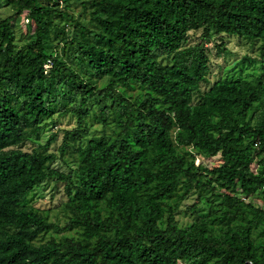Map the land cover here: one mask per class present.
Here are the masks:
<instances>
[{
    "label": "trees",
    "instance_id": "trees-1",
    "mask_svg": "<svg viewBox=\"0 0 264 264\" xmlns=\"http://www.w3.org/2000/svg\"><path fill=\"white\" fill-rule=\"evenodd\" d=\"M7 2L15 13L0 21V264H264V73L202 90L212 34L259 42L264 55V0ZM23 14L30 30L17 49L13 22ZM193 31L201 41L187 46ZM57 112L77 123L62 147L76 155L69 172L21 148ZM94 122L103 134L87 138ZM48 179L65 185L63 227L27 204ZM197 191L214 205L180 227L177 213Z\"/></svg>",
    "mask_w": 264,
    "mask_h": 264
},
{
    "label": "rangeland",
    "instance_id": "rangeland-1",
    "mask_svg": "<svg viewBox=\"0 0 264 264\" xmlns=\"http://www.w3.org/2000/svg\"><path fill=\"white\" fill-rule=\"evenodd\" d=\"M74 16L83 24L92 26L91 16L80 4H75L71 11ZM15 8L8 4L7 0H0V21L12 16ZM14 42L17 49H22L28 38V16L23 14L13 22ZM202 31H193L189 33L187 46H194L201 41ZM221 45H224L223 48ZM52 47L57 53H62L63 45L52 42ZM210 52L211 72L209 83L202 86V90L208 89L217 80H246L254 81L264 73V55H262L259 42H252L238 36L222 34L217 36L212 34L211 40L207 45ZM44 130L38 136L28 139L21 148L25 151L37 150L53 155L56 159L55 167L62 168V171L69 172L77 168L75 162L74 149L62 152L65 139L70 140L68 132L76 128V120L70 115L63 116L57 112L52 118L43 121ZM115 127V124H112ZM108 133H112L111 129ZM57 135V139L47 150L44 146L51 136ZM103 134V126L94 122L90 125L87 138L98 137ZM218 159L206 161L207 166H213ZM202 160L198 159L197 164ZM64 183L57 182L56 179H48L38 185L27 197V204L46 213L50 220L60 227H63L67 221L66 203L68 197ZM214 205L212 196L205 197L199 191L189 197L180 207L176 219L180 227H187L200 222L209 215L211 206ZM64 235L61 234V236ZM179 264H188L181 261Z\"/></svg>",
    "mask_w": 264,
    "mask_h": 264
}]
</instances>
